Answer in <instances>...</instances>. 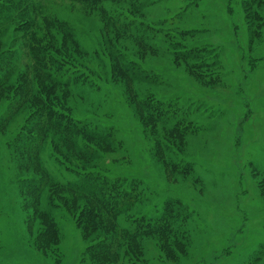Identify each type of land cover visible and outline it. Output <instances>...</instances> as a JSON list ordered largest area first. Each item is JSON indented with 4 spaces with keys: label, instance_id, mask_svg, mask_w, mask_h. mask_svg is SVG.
I'll list each match as a JSON object with an SVG mask.
<instances>
[{
    "label": "rangeland",
    "instance_id": "rangeland-1",
    "mask_svg": "<svg viewBox=\"0 0 264 264\" xmlns=\"http://www.w3.org/2000/svg\"><path fill=\"white\" fill-rule=\"evenodd\" d=\"M0 264H264V0H0Z\"/></svg>",
    "mask_w": 264,
    "mask_h": 264
},
{
    "label": "trees",
    "instance_id": "trees-1",
    "mask_svg": "<svg viewBox=\"0 0 264 264\" xmlns=\"http://www.w3.org/2000/svg\"><path fill=\"white\" fill-rule=\"evenodd\" d=\"M75 128H76V127H75ZM110 214H111V212H109V213L106 212V217H109Z\"/></svg>",
    "mask_w": 264,
    "mask_h": 264
}]
</instances>
